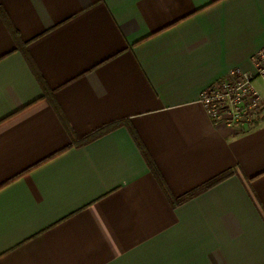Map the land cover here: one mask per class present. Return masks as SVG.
Masks as SVG:
<instances>
[{"label":"crops","instance_id":"obj_1","mask_svg":"<svg viewBox=\"0 0 264 264\" xmlns=\"http://www.w3.org/2000/svg\"><path fill=\"white\" fill-rule=\"evenodd\" d=\"M0 8L56 104L0 19V264H264V103L240 132L199 102L253 72L264 0ZM144 153L174 198L230 175L173 205Z\"/></svg>","mask_w":264,"mask_h":264},{"label":"built area","instance_id":"obj_2","mask_svg":"<svg viewBox=\"0 0 264 264\" xmlns=\"http://www.w3.org/2000/svg\"><path fill=\"white\" fill-rule=\"evenodd\" d=\"M253 72L229 70L225 77L199 94V102L214 124H223L240 132L258 125L264 96L254 86H264V48L253 57Z\"/></svg>","mask_w":264,"mask_h":264},{"label":"trees","instance_id":"obj_3","mask_svg":"<svg viewBox=\"0 0 264 264\" xmlns=\"http://www.w3.org/2000/svg\"><path fill=\"white\" fill-rule=\"evenodd\" d=\"M0 19L4 22V24L7 26V28L11 31V33L13 34V37H14V40H15V43H16V46H17V49L21 50V52L23 53V55L25 56V59L27 60L29 66L31 67V69L33 70V72L35 73L36 77H37V80L39 81L40 83V86H41V89H42V92H43V95L49 99L54 107L56 108V104L55 102L52 100V92L51 90L46 86L45 82L43 81L42 77L39 76V74L35 71V67L32 63V61L30 60V58L28 57L26 51H25V43H22L20 41V39L18 38V36L16 35L15 31L12 29L6 15H5V12L3 11L2 8H0ZM109 128H103L101 130H98L97 132H95L92 136H90V138H94V137H97L101 134H103L104 132H106ZM134 136V135H133ZM88 138V139H90ZM134 139L136 140L137 142V139L134 137ZM139 148L140 147V144L138 145ZM142 150V149H141ZM144 157H145V160L147 162V165L149 167V169L151 170V173L153 174V176L155 177V179L157 180L159 186L161 187L163 193L165 194V196L172 202L173 205H177L181 202H184L186 201L187 199H189L190 197L194 196L195 194H197L198 192L200 191H203L205 189H208L209 187L215 185L216 183H218L219 181L225 179L226 177H228L230 175L229 172H226V173H223L221 174L220 176L206 182L205 184H203L202 186H200L199 188L181 196L180 198H174V196L170 193L169 189L167 188L161 174L159 173L158 169L156 168L154 162L144 153Z\"/></svg>","mask_w":264,"mask_h":264},{"label":"rangeland","instance_id":"obj_4","mask_svg":"<svg viewBox=\"0 0 264 264\" xmlns=\"http://www.w3.org/2000/svg\"><path fill=\"white\" fill-rule=\"evenodd\" d=\"M254 86H255L257 89L261 90V91H262V88L264 87V86L261 84V82H260L259 80H256V81H255ZM263 92H264V91H263Z\"/></svg>","mask_w":264,"mask_h":264}]
</instances>
